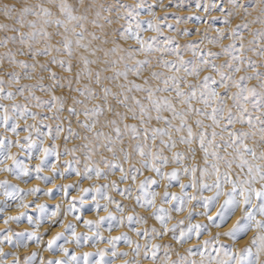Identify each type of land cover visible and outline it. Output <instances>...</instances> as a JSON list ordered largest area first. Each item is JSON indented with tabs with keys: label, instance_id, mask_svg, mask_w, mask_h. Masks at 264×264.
I'll list each match as a JSON object with an SVG mask.
<instances>
[{
	"label": "snow or ice",
	"instance_id": "6c2138e0",
	"mask_svg": "<svg viewBox=\"0 0 264 264\" xmlns=\"http://www.w3.org/2000/svg\"><path fill=\"white\" fill-rule=\"evenodd\" d=\"M0 17V264H264V0Z\"/></svg>",
	"mask_w": 264,
	"mask_h": 264
},
{
	"label": "bare ground",
	"instance_id": "6f19581e",
	"mask_svg": "<svg viewBox=\"0 0 264 264\" xmlns=\"http://www.w3.org/2000/svg\"><path fill=\"white\" fill-rule=\"evenodd\" d=\"M11 1V0H10ZM2 2V1H1ZM5 2H7V1H5ZM12 2H15V1H12ZM19 2V1H18ZM128 2H133V0H128ZM165 2L167 3V0H165ZM189 3H190V5H191V10H195V0H189ZM190 9L189 8H183V9H175V8H172V9H170V11H176V12H178L179 14H184V15H186L187 13H188V11H189ZM157 11L159 12L160 11V9H157ZM212 16H217V15H219V13H217V12H213L212 14H211ZM142 19H146V16H142L141 17ZM0 19H2V17H0ZM172 16H169V21H172ZM184 25H181V27H183ZM196 26H200V27H203L202 25H196V24H194L193 22H189V24L187 25V27H189V28H194V27H196ZM145 35H151V33H145ZM181 42H183V40L181 41ZM129 43H131V42H129ZM59 71V70H58ZM202 75H203V73H202ZM256 82V81H255ZM254 84V83H253ZM38 95H41V93H37ZM18 99H20V98H18ZM5 103H7V101H5ZM75 126V125H74ZM33 163H35V161H33ZM145 174H149V173H145ZM88 183H90V182H87V181H85V185H87ZM21 187H28V185H21ZM41 187H45L44 185H41ZM171 190H174V191H178V189H171ZM73 194H75V193H73ZM113 195H115V194H113ZM117 199H120V197L119 196H117L116 197ZM29 199H33L32 197H29ZM42 199H47V198H44V197H42ZM55 201H51V200H49L48 201V203H49V205H52L53 203H54ZM125 203H129V202H127V201H125ZM183 215H185L184 213H181V214H175L174 213V216H177V218H180L181 216H183ZM69 219H71V217H69ZM205 218L204 217H194V220H201V221H203ZM149 223L150 224H152V223H154V221L153 220H149ZM0 227H4V225L2 224V222H0ZM11 227H13V228H17V225H15V224H12L11 225ZM44 230V226H42V228H41V231H43ZM78 230H83V229H81V228H78ZM213 231H216V229H213ZM50 234V233H49ZM113 235L114 234H116V232L114 231L113 233H112ZM131 234V233H130ZM105 235H108V233H105ZM251 235V234H250ZM45 239H47L48 237L47 236H45L44 237ZM167 239V238H166ZM222 239H225V238H223L222 237ZM61 243H62V241H61ZM192 243H195V241H193ZM101 247H104L105 245H100ZM121 248H125L126 246L123 244V243H121ZM32 247H35L34 245L32 246ZM70 247H72V246H70ZM5 249L6 250H9L8 249V247L7 246H5ZM85 250H92V251H95L94 249H85ZM79 251V250H78ZM47 255V254H46ZM144 264H149V262L148 261H145L144 262Z\"/></svg>",
	"mask_w": 264,
	"mask_h": 264
},
{
	"label": "rangeland",
	"instance_id": "374dc122",
	"mask_svg": "<svg viewBox=\"0 0 264 264\" xmlns=\"http://www.w3.org/2000/svg\"><path fill=\"white\" fill-rule=\"evenodd\" d=\"M2 1V2H1ZM5 1H7V2H12V1H15V2H18L19 0H0V3H4ZM221 59H223V58H221ZM251 83H256L255 81H252Z\"/></svg>",
	"mask_w": 264,
	"mask_h": 264
},
{
	"label": "clouds",
	"instance_id": "9594fccd",
	"mask_svg": "<svg viewBox=\"0 0 264 264\" xmlns=\"http://www.w3.org/2000/svg\"><path fill=\"white\" fill-rule=\"evenodd\" d=\"M33 183H36V181H33ZM237 215H239V212H237Z\"/></svg>",
	"mask_w": 264,
	"mask_h": 264
}]
</instances>
